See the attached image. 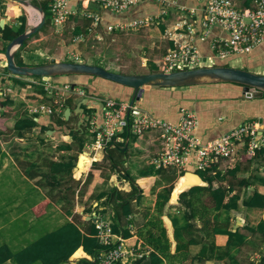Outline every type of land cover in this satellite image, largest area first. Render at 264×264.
Instances as JSON below:
<instances>
[{"label": "crops", "instance_id": "crops-1", "mask_svg": "<svg viewBox=\"0 0 264 264\" xmlns=\"http://www.w3.org/2000/svg\"><path fill=\"white\" fill-rule=\"evenodd\" d=\"M84 1L88 2L86 0H70V6L72 9L76 8L77 11L80 9H92L100 15L103 8L97 11L93 7L94 4L89 3L90 9H87L83 5ZM177 1L179 2V0ZM181 2V5L189 8L202 7L204 3L199 0H193V3H190V0ZM14 3H16V1H4L3 4L7 5L5 6L6 8L0 6V21L1 19L5 20L4 26L6 24H12L15 28L19 27L21 25V21L18 20L20 15L26 16V29L33 24L35 25L36 22L33 21L35 10L33 11L30 7H28V12L26 7L23 8L24 5L21 6L19 3H16L21 9L20 13L18 15L8 14L10 5ZM26 11L29 13V16ZM197 13H199L200 16L202 14L200 10H198ZM47 24L50 25V28L54 29L56 35H59L56 48H54L55 45L51 43L52 36H50L49 28L44 26L36 33L37 35L28 39L27 43L24 44L25 46L17 49L16 61H20L23 63L22 65L46 63L53 57L71 61V59H69L71 58L70 53L73 52L80 58V60L78 59L77 61L98 64L112 71L129 73L143 72L133 65H127L128 71L123 70L122 67H125L124 65H117L114 59H109L105 47H96L95 43L91 45L83 44L82 47L80 46L82 42L79 44H74L73 42L71 45L67 44L60 37L61 35L63 36L66 24L63 28L59 29L53 26L51 20H49ZM78 27L82 32L87 31L88 28V26H86L85 30H83L81 26L74 24L72 27L73 34H75V29ZM106 33L110 34L108 32ZM91 35L92 34H89V36ZM96 35H100V33L97 32L94 37H96ZM218 37H227V33L219 26H214L210 34L204 39L202 38V30L200 29L196 37V44L203 58L212 59L213 63L215 58H213L214 50L211 45L213 40ZM85 42L90 43V37ZM168 43V48L173 45V42L170 40ZM7 44L8 42L2 39L0 32V90H3L5 94L4 96L0 95V119L4 116V119L0 121V175H6V172H9L3 179H7L8 177V188L10 189L11 196V198H6L4 195L2 197L0 196V245L7 244L13 251H18L29 243L37 240L43 234L53 231L69 221L77 222L79 226L83 228V231L89 230L90 226L87 224L89 220L93 222L92 219H88V216L96 215L97 220L105 223L114 221V203L107 202L106 196L100 198V194H108L114 187L129 192L132 190L133 186L131 181L122 177L120 174L122 172L119 173L117 170L114 172L111 171V160L105 157L107 151H111L114 148L116 149V147L111 148V145H107L105 148L106 151L104 149V151L97 152L93 156H88L87 159H85L86 164L83 171L79 170L76 166L73 167L72 170L67 166L72 160V157H75L74 148L76 144L80 148V142L78 140L74 142L73 137L68 134L70 131L62 130L65 129V126L70 125L73 126V130L81 128L82 132H84L88 124L87 121H89L93 115L101 119L102 111L95 108L93 112L90 109L87 113H82L78 108V103L83 97L74 92L69 93L70 87L67 88L66 86H70V83H65L63 86L57 85L54 82L55 80L51 79L50 82L55 86L56 91L53 95H50L49 91L45 88L43 78L34 76H15L10 74L7 70V60L5 57ZM263 45L264 42L257 46L256 49ZM89 47L92 49L88 52L87 49H89ZM94 48H99L100 50ZM166 52L167 50L164 54ZM249 52L230 57L228 61L230 62V60H233L235 63H241L238 67H243L246 59H252L250 57L251 54H248ZM262 53L261 51V54ZM164 54H162L161 57ZM160 58L155 60L154 65L157 66V60ZM229 65L236 66L234 64ZM251 70L264 74V63L257 65ZM22 82L25 83L23 84ZM86 83L89 87V92H91L93 96L108 97L120 95V97H124L128 100L132 93V89L116 86L115 84L99 78L88 77ZM79 87L82 88L81 86ZM82 89L84 91L86 90L84 88ZM229 92L232 91L230 90ZM61 96H65V98L71 97L65 102L67 104L66 107L71 108L69 117V119L71 118L70 123L59 125L55 120V117L59 116L57 114L50 116L42 115L34 117L35 120H47V124L52 125V133L49 132L50 129L46 130V132H42L41 126H36L31 131H25L22 136L16 133L15 126L17 120L29 115L27 108L30 104L52 103L61 100ZM242 96H244L243 92ZM232 97L233 95H212L208 101L202 102L200 112L197 110V107H199L198 102H192V108L198 113L199 117L197 134H202V125H207L221 132L220 129L223 127V125H221L223 122L220 123V121H222L221 115L223 114V109L228 106L232 108L234 106L238 107L237 103L244 109L246 116L264 118V96L262 98L258 97L248 100L247 102L242 100H240V102L237 99L234 100ZM2 102H4V104ZM92 105L95 104H88V108H91ZM143 107L155 115H160L158 111L156 114L149 106ZM173 109V107L172 109L169 107V110H165L164 116L166 117L164 118L178 122L180 117L179 108ZM240 113V110H238L232 114L233 121L239 120L241 117L239 116ZM227 119L229 120V117L226 115V120ZM242 119L243 117L237 123L238 125L241 123ZM65 130H67V128ZM86 130H88L91 135V141H84L85 148L91 145L95 135L91 132L89 126ZM86 134L88 135L87 132ZM200 136L203 137L202 135ZM66 145H70L71 149ZM128 145V153H118L115 151V159L120 163L119 166H123L128 170V174L135 179V183L140 188L139 194H142V196L139 198L136 196L132 200L135 213L128 217L130 223H126V219L123 220V222L126 223L125 226L129 228L133 235L129 238H124L122 235L112 231L110 240L112 243L116 244L119 242V236L122 237V245L126 251L122 264H136V261L140 257L149 254L153 249L145 241L147 238L145 223L154 213L158 193L168 187L169 184L168 181L164 182L160 180L159 174L154 173V175L150 176L140 175L143 169L155 166L151 163V159L155 157L156 153L159 151V142L156 140L155 134L148 132L142 137H137L135 140L130 141ZM81 152H83V150L77 151L76 153L77 163ZM95 162L98 163V166H94ZM104 163H109V171L107 172L104 171L106 169ZM89 173H91V180L87 185H84ZM177 173L180 174L179 170H177ZM214 174L221 176V179L218 181L216 180L215 184L218 183L217 185H222L231 189L229 196L225 199L226 201L233 195L237 194L239 196L236 202L237 207L231 209L229 212V228L234 232L238 230L239 234L244 236V240H239L237 243L233 242L231 247L228 248L229 235L224 233H216L214 235L211 232L207 233L208 231L205 229L206 226L203 227L204 221L196 219L197 228H200L201 231H196L192 235L186 233L181 235L182 244L192 237L198 239L197 243L189 246L188 252H190V255L188 256L187 253L182 250L177 252V240L174 235V226L168 214H164L161 218L170 242V250L164 257L166 264H264V233L248 229V227L256 229L258 224L264 220V207H248L245 205V201L250 200L255 193H260L264 196V158L255 159L246 157L240 162L221 160L216 163ZM180 177L181 175L174 181V185L177 184ZM148 178L151 180L146 181L144 184L141 183V180ZM120 181L125 182V184L120 186ZM159 181L162 182L159 183ZM15 194L17 195L16 198H14ZM148 196H152V203H148ZM177 204H179V202L171 203L169 201V204L166 206V213L170 211L175 212L176 207H172L171 209L169 205ZM142 208H146L147 210L145 215H142ZM146 214L149 216L146 217ZM41 221L44 222V231L37 238L33 240L29 239L35 236L38 231L36 229ZM226 224H228V220L225 221L224 226H226ZM22 244H24L23 247L15 248ZM203 244H207V251L205 253L207 255L203 259L204 261H192L191 257L199 255L204 246ZM211 246L213 247L211 248ZM83 258L92 259V256L87 254L83 247H80L70 257L69 261L63 264H75ZM4 264L16 263L12 260H8Z\"/></svg>", "mask_w": 264, "mask_h": 264}, {"label": "trees", "instance_id": "trees-1", "mask_svg": "<svg viewBox=\"0 0 264 264\" xmlns=\"http://www.w3.org/2000/svg\"><path fill=\"white\" fill-rule=\"evenodd\" d=\"M183 2L185 0H179L180 2ZM2 0H0L1 4ZM181 2V3H182ZM250 0H246V4H249ZM190 3H193V0H190ZM40 4L44 7L46 13H47V23L50 20V7L47 1L40 2ZM194 5V4H193ZM93 7L97 10H101V6L94 4ZM158 4L154 1H145L138 4L131 5L126 10L122 12H114L107 8H103L100 12L101 20L98 24V26L101 28L103 32L107 31V26L115 23L117 21L119 22H126L130 19L138 18V17H144L148 14H153L157 11ZM21 9L16 8L15 6L10 5V8L8 9L9 15H18L20 13ZM18 20L21 21V25L17 28H15L12 24H6L3 28L0 27L1 37L5 42H10L12 39H14L16 36L21 34L26 30V16L20 15L18 17ZM161 20V19H160ZM160 24V23H159ZM165 26L161 25V30L165 31ZM82 32V30L78 27L75 29V34H79ZM28 41V40H27ZM25 41V43H27ZM25 46V45H24ZM260 51V52H259ZM261 51L263 52L261 54ZM248 54H251L250 60L246 59L243 67L251 70L257 65L264 63V45L260 48H254L249 52ZM218 61H224L226 65H229L230 62L228 60H218ZM18 64H23L20 61H17ZM151 67L147 72H153V71H159L158 67L152 63L150 65ZM37 78H42L41 76H34ZM92 77L89 75H83V74H75V75H62V76H54L52 77L54 82L58 85L60 84H67L70 83L71 85L75 84L76 86H81L86 89V92L88 95L92 94L89 92V87L87 86V78ZM92 78H98V77H92ZM101 80H104L102 78H99ZM112 84H115L116 86L120 87H126L119 83L112 82L110 80H105ZM64 82V83H63ZM23 84L25 82H22ZM129 88V87H127ZM242 88L243 85L236 82H217V83H207L202 85H192V86H186V87H170V88H151L144 92L143 94V100L142 104L143 106H149L154 110V112L157 114V111L160 113V115L157 114V116H160L163 118L164 111L169 110V107H172L174 109L180 108L182 106L188 107L193 109V103L198 102L197 110L198 112L201 111V104L202 102L208 101L212 95L215 94H224V95H233L234 100H242V101H248L254 98H248L242 96ZM131 89V88H129ZM232 92H229V91ZM119 101L126 100L124 97H120V95L117 96H111ZM263 97V96H262ZM260 97V98H262ZM71 97H67L66 101L69 100ZM145 98V99H144ZM241 102V101H240ZM4 104V102H2ZM69 104V103H68ZM67 105V104H66ZM238 107H225L223 109V114L221 115L223 122L221 125L220 131L210 128L207 125H202L201 133L198 134L199 136L202 135V141L207 142L208 140L215 139L216 137H219L220 135L230 131L234 127L238 126V122L243 117L241 123L249 120H253L258 118L257 116L250 117L249 115H245L244 109L239 106V103H237ZM246 106V103H245ZM85 108V113L92 110V112L95 110V108H88L87 105H83ZM97 109V108H96ZM173 109V110H174ZM240 110L239 120L233 121L232 114ZM222 111V109H221ZM247 113V112H246ZM244 114V115H243ZM248 114V113H247ZM226 115L229 117V120H226ZM4 117V116H3ZM1 118L3 120L4 118ZM34 117L37 116H31L30 114L24 117H21L19 120H17L15 131L19 136H22L25 131H31L36 126H41L42 132H46V130L51 129L52 125L47 124V120H35ZM225 119V120H224ZM56 122L59 125H65L66 123H70L71 118L69 121L65 120L61 116L55 117ZM209 120V119H208ZM45 121V122H41ZM210 121V120H209ZM239 123V124H241ZM212 124V123H211ZM64 127V126H63ZM73 126L67 125L64 128L67 130L62 131H70L68 134H70L73 137L74 142L78 140L80 142V147L83 149L85 143V137L86 132L89 134L88 130V124L85 127V131L82 132V129L73 130ZM70 129V130H68ZM200 132V131H199ZM88 136V135H87ZM121 138L119 141H114L118 147V149L114 148L111 151H107L106 158L111 160V171H118L124 179H127L131 181L132 183V190L129 192H125L123 190H119L117 187H114L111 192L108 194L102 193L100 194V198L106 196L107 202L114 203V221L108 223V226L111 227V230L119 235H122L124 238H129L133 234L129 230L128 227H126V223H130V220L128 219L129 216L133 215L135 213L134 206L132 203V200L137 196V198L141 197L142 194H139V186L135 183V179L131 177L128 174V170H126L123 166H119L120 163L115 159L116 152L118 153H128V148L126 150H123L125 148V144L128 140V143L130 141L135 140L138 136L128 127H126L119 135ZM111 145V143L109 144ZM71 149L70 145H66ZM112 148V147H111ZM251 158V157H250ZM76 156L72 157V160L67 164V166L72 170L73 167L77 166L76 162ZM94 166H98V163L95 162ZM212 170H199V174L204 178L205 181L208 182V186H195L192 187L189 190L183 191L179 196V204L177 205H169V207L172 209V207H176L175 212H168L166 213V206L169 204L172 191L175 187L174 181L181 175L177 173V170L175 168L172 169H164V168H156V166H150L145 169H143L140 173L142 176H150L155 174L160 175V180H163L164 182L168 181V187L164 188L162 191L158 193V198L154 207V213L148 218L147 222L145 223L146 228V234L147 238L145 241L148 245H150L153 249L150 251L149 254L144 255L140 257L136 264H166L165 262V256L170 250V242L169 238L167 236L166 228L163 225V221L161 216L164 214H168L170 217L172 224L174 226V235L177 240V252L178 251H184L187 253V255H190L189 246L191 244L197 243V238H190L182 244L181 242V235L183 234H189L192 235L196 231H201L200 228H197V224L195 222L196 219H201L204 221L205 229L208 231L207 233L211 232L213 235L216 233H224L229 235V241L227 244V247H231L233 242L237 243L244 240V236L240 235L238 230L235 232L230 230V223H229V212L231 209L237 207V200L239 196L233 195L229 197V199L226 201L225 199L229 196L230 188L224 187L222 185L215 184V181L221 179L220 175H216L213 173V171L216 169V165L214 164L212 167ZM81 175V173H80ZM91 180V173L88 174L87 180L85 181L84 185H87ZM151 180L143 179L141 180V183H145L146 181ZM162 181H159V183ZM158 183V184H159ZM204 195L209 196V200L204 199ZM245 205L248 207H264V196L260 193H255L254 196L250 200L245 201ZM149 215L146 214V217ZM126 219V223L123 222V220ZM228 220V224L224 226L225 221ZM90 228L88 231H83V228L79 226V224L75 221H69L62 226L58 227L57 229L47 232L43 234L41 237H39L37 240L29 243L22 249L18 251H13L9 245L3 244L0 245V264H4L8 260H12L16 264H34L37 261H41L43 264H63L69 261L70 257L78 250L80 247H83L84 251L91 255L93 258L97 257L99 253L103 250H108L114 246V244L107 245L101 242L100 238L97 236L98 234V228L95 222H92L91 220L87 223ZM170 226V222H169ZM249 230L252 231H259L261 233H264V220H262L256 229L248 227ZM139 233V232H138ZM204 238V236H203ZM204 245V244H203ZM215 245V244H214ZM213 246H211L212 248ZM219 248V247H218ZM220 249V248H219ZM207 251V244L203 246L201 252L198 256H192L191 260H203L207 254H205ZM222 256V255H219ZM82 262H87L89 264H94V260H90L87 258H83L81 260ZM204 261V260H203ZM264 261V259H263ZM117 264H122V262L118 261Z\"/></svg>", "mask_w": 264, "mask_h": 264}, {"label": "built area", "instance_id": "built-area-1", "mask_svg": "<svg viewBox=\"0 0 264 264\" xmlns=\"http://www.w3.org/2000/svg\"><path fill=\"white\" fill-rule=\"evenodd\" d=\"M88 3L100 5L114 12H122L134 4L145 1H154L158 4V10L154 14L134 18L126 22H115L108 26L106 32L113 30L129 31L141 27H149L159 19H164L171 8L191 9L181 5L177 0H86ZM204 2L202 7L193 8L196 13L190 22L181 21L175 31L168 32L173 45L157 60L159 71H173L205 66L204 58L196 44V37L202 30V38L208 36L214 26L221 27L227 37H218L212 42L214 60H229L230 57L249 52L264 42V0H250L249 4L238 6L235 0H199ZM50 20L57 29L63 28L67 19L76 14L75 8L70 6V0H50ZM192 10V9H191ZM202 12L201 16L197 11ZM84 17L92 20V26H97L101 16L96 11L83 10ZM187 28L186 32L178 29ZM89 32L93 29L88 27ZM97 40H103L101 35ZM84 33L73 37V42L80 43L87 40ZM74 60H80L76 53H70ZM212 60V59H211ZM214 61V62H215ZM213 63V60H212ZM210 65V64H207ZM46 90L54 94L55 86L50 80L44 81ZM67 88L71 86L67 85ZM76 93L85 97L83 89H76ZM0 95L4 96L3 90ZM65 99L52 103L30 104L27 108L31 115H63ZM179 121L174 122L167 118L155 115L151 111L140 106L138 101L132 105L130 101H119L114 98H104L102 118L92 116L88 121L95 139L91 149H85L87 155L103 151L105 147L119 141L120 133L128 127L137 136L142 137L150 132L156 135L159 142V151L151 159V163L157 168H176L181 171L188 169L210 170L211 166L221 160L240 162L243 158H264V118L258 117L245 121L230 131L203 142L197 135L199 127L198 113L188 107L179 109ZM154 136V135H153ZM211 171V170H210ZM98 228L97 236L101 242L107 245L114 244L110 240L112 230L105 223L96 220ZM123 238L119 236V242L108 250H103L97 257H92L94 264H117L122 262L126 251L122 245ZM75 264H89L78 261Z\"/></svg>", "mask_w": 264, "mask_h": 264}, {"label": "water", "instance_id": "water-1", "mask_svg": "<svg viewBox=\"0 0 264 264\" xmlns=\"http://www.w3.org/2000/svg\"><path fill=\"white\" fill-rule=\"evenodd\" d=\"M24 6H32L37 9L40 14L39 21L28 27L24 32L12 39L6 46L5 57L7 60V70L15 76H41L47 81L54 76L83 74L92 77L110 80L132 89L130 96V104L135 101H141L146 90L151 88H170V87H186L192 85H202L217 82H236L243 85L242 92L245 97L258 98L264 96V74L248 70L244 67L226 65L224 61L216 60L213 64L199 66L195 68L173 70V71H153L141 73L116 72L108 68L87 62L65 61L59 58H51L48 62L36 65H21L16 61V52L19 47L24 46L25 41L38 33L47 23V13L41 4H36L30 0H13ZM85 8H90L88 2H83ZM5 20L1 19L0 26L4 27ZM75 84L71 86L72 90ZM70 93V92H69ZM90 103L97 104L100 108L104 103L101 99L83 98L78 103L79 110L84 113L85 108L82 105ZM71 108L66 107L64 111L65 119H69ZM49 132H53L49 130ZM115 147L118 149L117 145ZM128 148V140L125 144ZM86 154L83 152L78 160V168L84 163ZM195 186H208V182L196 171H186L175 185L170 202L178 203L179 196L183 191L189 190ZM97 216H88L96 222Z\"/></svg>", "mask_w": 264, "mask_h": 264}, {"label": "rangeland", "instance_id": "rangeland-1", "mask_svg": "<svg viewBox=\"0 0 264 264\" xmlns=\"http://www.w3.org/2000/svg\"><path fill=\"white\" fill-rule=\"evenodd\" d=\"M4 1L9 2V0H2L1 5H0L2 8L7 6L6 4L5 5L3 4ZM30 1L34 2V3L36 2L38 4V3L44 2V1L49 2L50 0H38V1L30 0ZM245 1L246 0H235V2L239 4L238 6H244ZM16 3H18V2L16 1ZM16 3H14L12 6H15L16 8H20ZM20 5L23 6L22 4H20ZM25 7L26 6H23V8H25ZM26 8L28 9V7H26ZM191 9L181 10L178 8H171L169 11V14L167 16H165L164 19L163 18L161 20L159 19L160 24L155 21L154 24H152L149 27H141V28L129 30V31H121V30L115 29L110 34L102 32L101 28L98 25L92 26V20L90 18L84 17V15H82L83 11L79 10L78 13L72 14L67 19L66 27L64 28V31H63V36L61 35L60 37L63 39L64 42L71 45L73 42L72 38L74 36L73 28H72L73 25L77 24V25L81 26L83 28V30H85L86 26H90V27H92L93 30L91 32H89V30L86 31L87 32L86 33L87 38L90 37V43L82 42V44L80 45L81 47L83 44L91 45V44L95 43L96 47H98V46H99V48H100V46L105 47L107 57L109 59H114V61L117 65H124L125 67H122L123 70L128 71L127 65L128 66L133 65V66H136L137 69H139L140 71L147 72L149 70V68L151 67L150 65L152 63H154L157 58H160L161 55L164 54V52L167 50V48L169 46L168 42L170 40L168 32L169 33L174 32L175 28L179 22L184 21V20L187 22H190L192 16H195L194 13H196V12L194 11L193 8H191ZM28 12H29V9H28ZM28 12H27V15L29 16ZM34 14L35 15L33 17V21L37 23L39 21V14L38 13H34ZM33 25H31V26H33ZM161 25L165 26V28H166L165 32L161 30ZM45 26H46V28H49L50 36H52V42L51 43L54 44L55 45L54 48H56L57 42L59 41V35H56L54 33V29L50 28L49 24L46 23ZM55 30H56V28H55ZM178 31L186 32L187 28L184 27L183 29H178ZM59 32H61V31H59ZM97 32H99L100 35L102 36V38H103L102 41H97V39L94 37L95 34H97ZM89 34H92V35L89 36ZM35 35H37V34H35ZM55 36H56V39H55ZM99 48H94V49L100 50ZM52 49H53V46H52ZM91 49L92 48L89 47V49H87V51L89 52ZM111 54H112V57H111ZM69 59H71V61H74V58H72V57ZM67 61H70V60H67ZM204 63H207V64L212 63V60L204 59ZM143 64H145V65H143ZM230 64H234L236 66L241 65V63H235V61H233V60H230ZM31 77H33V76H31ZM51 79L52 78H50L49 80H51ZM60 85L63 86V84H60ZM76 89H80V87L75 86V88L72 91H76ZM50 95H53V94H50ZM142 101H144V100L142 99L141 101H139V104L142 108H144L142 105ZM90 137H91V135L88 134V136L85 137V139H86L85 142L87 140H90ZM84 148H85V146H84ZM74 149H75V155L74 156H76L77 151L83 150V149H81V147L79 148L77 144H76ZM104 164L106 167V169L104 171L105 172L109 171V165H108L109 163H104ZM7 174H9V172H6V175ZM6 175H4V174L0 175V196L2 197L4 195V197H6V198H11L10 189L8 188V181H7L8 177H7V179H3V177H5ZM120 179H121V177H120ZM124 184H125V182H123V181L119 182L120 186H122ZM16 197H17V195L15 194L14 198H16ZM151 197L152 196H148V200H147L148 203L153 202V199ZM204 199L209 200V196L204 195ZM146 211H147L146 208H142L141 209V212L143 213L142 215H145ZM43 223H44L43 221L40 222V225L36 229L38 231L36 232L35 236H33V238H29V239L33 240V239L37 238L38 236H40V234L44 231ZM23 245L24 244H22L20 246H16L15 248H21V247H23ZM35 264H43V263L41 261H37V262H35Z\"/></svg>", "mask_w": 264, "mask_h": 264}, {"label": "clouds", "instance_id": "clouds-1", "mask_svg": "<svg viewBox=\"0 0 264 264\" xmlns=\"http://www.w3.org/2000/svg\"><path fill=\"white\" fill-rule=\"evenodd\" d=\"M87 9H90V8H87ZM75 10H76V8H75ZM80 10H82L83 11V9H80ZM85 10V9H84ZM91 11H95V10H92V9H90ZM89 10V11H90ZM85 11H87V10H85ZM79 12V10L77 11L76 10V13H78ZM65 26V25H64ZM89 27V26H88ZM87 30H88V28H87ZM81 33H84V34H86L87 32L86 31H84V32H81ZM81 33H79V34H81ZM106 33V32H105ZM76 35H78V34H74V36L73 37H75ZM97 36V35H96ZM96 38V37H95ZM97 39V38H96ZM72 41H73V38H72ZM74 44H79V43H76V42H73ZM81 43V42H80ZM77 61V60H76ZM79 62H82V61H79ZM45 81V80H44ZM70 86H72V85H70ZM83 88V87H82ZM81 88V89H82ZM85 89V88H84ZM71 91V92H70ZM70 93H72V92H74V93H76V91H72V88L70 89ZM86 91V90H85ZM77 94V93H76ZM78 95V94H77ZM86 95L87 96H85V97H90L91 99H101L102 101H103V103H104V98H106L107 96H93L92 94H90V95H88L87 94V92H86ZM80 96V95H79ZM61 97H63L64 99H65V102H66V98H65V96H61ZM85 97H83V98H85ZM108 97H110V98H113V97H111V96H108ZM115 99V98H114ZM143 99V98H142ZM117 100V99H116ZM129 101H130V98L128 99ZM122 101H127V100H122ZM139 102V101H138ZM65 105H66V103H65ZM88 106V105H87ZM91 108H97V109H100L102 112H103V109H104V105H103V107L102 108H100V106H98L97 104L96 105H92V107ZM181 108V107H180ZM179 108V109H180ZM65 109H66V107H65ZM65 109H64V111H65ZM29 114V113H28ZM31 115V114H30ZM55 115V114H54ZM31 116H37V117H39V116H42V115H31ZM50 116V115H49ZM59 116H61L62 118H64L65 119V116H64V112H63V115H60L59 114ZM67 120H69V119H67ZM88 122V121H87ZM88 126H89V123H88ZM90 128V127H89ZM51 130V129H50ZM198 135V134H197ZM199 136V135H198ZM200 137V136H199ZM201 138V137H200ZM94 139H95V135H94ZM202 139V138H201ZM94 141V140H93ZM92 141V142H93ZM92 144V143H91ZM109 145V144H108ZM115 143L113 144V142L111 143V147H115ZM107 147V146H106ZM105 147V148H106ZM85 149H91V145L90 146H86V148H84L83 149V152L86 154V156H93V155H95V154H92V155H87V153H86V150ZM104 151V150H103ZM105 151H106V149H105ZM83 152H81L80 153V155L83 153ZM78 164V163H77ZM215 165H216V163H215ZM77 168H78V166H76ZM212 167V166H211ZM79 169V168H78ZM164 169H172V168H164ZM176 169V168H175ZM80 170V169H79ZM176 170H178V169H176ZM188 170H193V169H188ZM188 170H185V171H181V170H179V172H180V174L183 172V174L186 172V171H188ZM211 170H212V168H211ZM193 171H195V170H193ZM199 171V170H198ZM198 171H196V172H198ZM207 171V170H206ZM215 171V170H214ZM214 171H213V173H214ZM199 173V172H198ZM183 174H181V176L183 175Z\"/></svg>", "mask_w": 264, "mask_h": 264}, {"label": "bare ground", "instance_id": "bare-ground-1", "mask_svg": "<svg viewBox=\"0 0 264 264\" xmlns=\"http://www.w3.org/2000/svg\"><path fill=\"white\" fill-rule=\"evenodd\" d=\"M26 7H30V8H32L33 9V11L35 12V13H38L39 14V12L37 11V9L36 8H34V7H32V6H26ZM39 19H40V14H39ZM37 20V19H36ZM87 157L88 156H86V157H84V163H83V165H82V167H81V171H83L84 170V166H85V164H86V162H85V159H87ZM87 161V160H86ZM88 162V161H87Z\"/></svg>", "mask_w": 264, "mask_h": 264}, {"label": "flooded vegetation", "instance_id": "flooded-vegetation-1", "mask_svg": "<svg viewBox=\"0 0 264 264\" xmlns=\"http://www.w3.org/2000/svg\"><path fill=\"white\" fill-rule=\"evenodd\" d=\"M34 1H38V0H34ZM34 3V2H33ZM36 3V2H35ZM37 4V3H36ZM38 4H40V3H38Z\"/></svg>", "mask_w": 264, "mask_h": 264}]
</instances>
